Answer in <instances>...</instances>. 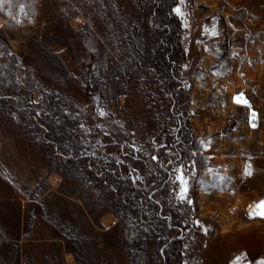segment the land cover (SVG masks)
<instances>
[{
  "label": "rangeland",
  "instance_id": "rangeland-1",
  "mask_svg": "<svg viewBox=\"0 0 264 264\" xmlns=\"http://www.w3.org/2000/svg\"><path fill=\"white\" fill-rule=\"evenodd\" d=\"M157 2L163 10L177 2L187 32L208 18L218 22L216 33L190 42L191 145L181 157L158 140L142 159L130 151L136 143L99 135L89 153L102 119L85 86L125 58L154 70L160 33L149 18ZM54 91L78 104L79 125L34 113L41 92ZM237 92L259 110L264 0H2L0 169L30 208L19 211L17 264H167L177 239L181 258L170 264H233V247L263 248L264 220L247 209L264 196V135L249 126L248 108L232 101ZM119 100L124 106V95ZM159 157L172 173L158 193L152 177L159 182L160 167L150 164ZM170 210L179 215L173 230L160 220ZM254 257L264 264V255Z\"/></svg>",
  "mask_w": 264,
  "mask_h": 264
},
{
  "label": "trees",
  "instance_id": "trees-1",
  "mask_svg": "<svg viewBox=\"0 0 264 264\" xmlns=\"http://www.w3.org/2000/svg\"><path fill=\"white\" fill-rule=\"evenodd\" d=\"M176 3L172 4L169 9L163 10L160 8V2H157L159 8H156L149 18V26L157 28L160 33L159 38L153 43L154 53L159 58L154 70L143 67L139 61L132 59L134 57H131V60L125 58L112 69H101L98 79L92 84H86L85 89L90 95V102L102 119L94 126L96 138L91 142H86V149L89 153L91 152L89 149H95L92 144L97 145V136L100 135L109 142L117 144L136 143L137 148L132 147L130 151L137 153L142 159L148 158L152 146L158 140L164 148L174 147L178 149L181 157L186 155L184 150L192 142L190 135L192 129L186 116L191 74L185 71L189 59V48L192 47L190 42L193 43V36H197L199 32L216 33L218 22L214 18H208L204 22L191 24L194 30L187 32L185 23L188 24V19L173 11ZM183 37L189 39H183ZM155 71L162 74H155ZM120 95H124V106L120 104ZM33 110L36 115L52 116L77 125L84 119L78 104L59 91L41 92V99ZM124 111L128 114H124ZM178 158L176 165H181L182 161L180 157ZM163 162L164 160H160L159 157L158 161L152 160L150 164L152 169L153 165L160 167L156 169L161 174L159 182L156 176L152 177L153 188H156L153 191L158 193L166 177L172 173L170 168L166 170ZM105 164L114 166L113 161H106ZM153 171L155 173V170ZM179 171L183 179L190 174L184 169ZM157 183L158 186L154 187ZM152 200L155 202V197ZM155 213L156 211L152 216L158 215ZM178 217V214L170 210V213L161 216L160 220L169 230H173V222ZM156 228L153 222L151 226L153 236L159 233L156 232ZM175 242V246L169 248V253L173 254L174 259L167 257L165 259L167 264H170L171 260H174V263L180 261L181 257L177 250L180 246L179 239ZM159 253L162 254V251L159 250Z\"/></svg>",
  "mask_w": 264,
  "mask_h": 264
},
{
  "label": "crops",
  "instance_id": "crops-1",
  "mask_svg": "<svg viewBox=\"0 0 264 264\" xmlns=\"http://www.w3.org/2000/svg\"><path fill=\"white\" fill-rule=\"evenodd\" d=\"M41 12L35 11L36 15ZM12 14L15 15V13ZM262 97L263 99L259 101V126L257 128L264 135V94ZM20 208L26 213L30 211L29 206L25 204L22 192L0 169V264H17L11 249H14L13 242L18 238ZM227 255L232 256L230 259L232 262L239 261L238 264H256L260 261L254 256L264 255V247L254 251L243 247H233L228 250ZM237 258L239 259L237 260Z\"/></svg>",
  "mask_w": 264,
  "mask_h": 264
},
{
  "label": "water",
  "instance_id": "water-1",
  "mask_svg": "<svg viewBox=\"0 0 264 264\" xmlns=\"http://www.w3.org/2000/svg\"><path fill=\"white\" fill-rule=\"evenodd\" d=\"M232 101L240 106H244L248 108V123L251 128H257L259 126V117H258V110L252 105L249 98L244 92H237L232 95ZM264 201V196L258 199L256 202L251 204V206L247 209L248 216L251 218H260L264 220V217L256 215L250 216V213L253 211H258L256 206L261 202Z\"/></svg>",
  "mask_w": 264,
  "mask_h": 264
},
{
  "label": "snow or ice",
  "instance_id": "snow-or-ice-1",
  "mask_svg": "<svg viewBox=\"0 0 264 264\" xmlns=\"http://www.w3.org/2000/svg\"><path fill=\"white\" fill-rule=\"evenodd\" d=\"M0 2H2V0H0ZM181 2H183V0H181ZM175 11L179 14L180 13V9L177 8L175 9ZM246 175H251L250 172H247L245 173ZM183 195L181 196V199H183ZM256 208L258 209V211H253L250 213V216H256V215H259V216H262L264 217V201H261L257 206ZM239 258H237L238 260ZM233 264H236V262L234 261Z\"/></svg>",
  "mask_w": 264,
  "mask_h": 264
},
{
  "label": "flooded vegetation",
  "instance_id": "flooded-vegetation-1",
  "mask_svg": "<svg viewBox=\"0 0 264 264\" xmlns=\"http://www.w3.org/2000/svg\"><path fill=\"white\" fill-rule=\"evenodd\" d=\"M185 225H186L185 221H182V222H181V226H182V227H185Z\"/></svg>",
  "mask_w": 264,
  "mask_h": 264
},
{
  "label": "bare ground",
  "instance_id": "bare-ground-1",
  "mask_svg": "<svg viewBox=\"0 0 264 264\" xmlns=\"http://www.w3.org/2000/svg\"><path fill=\"white\" fill-rule=\"evenodd\" d=\"M5 20H6V18H5ZM7 22V21H6Z\"/></svg>",
  "mask_w": 264,
  "mask_h": 264
}]
</instances>
